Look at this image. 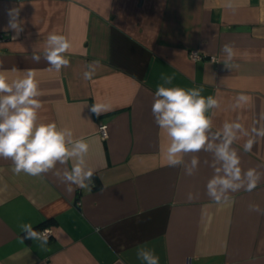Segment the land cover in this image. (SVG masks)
<instances>
[{"label": "crops", "instance_id": "1", "mask_svg": "<svg viewBox=\"0 0 264 264\" xmlns=\"http://www.w3.org/2000/svg\"><path fill=\"white\" fill-rule=\"evenodd\" d=\"M0 0V73L9 81L33 72L39 83V122L70 128L89 143L86 166L94 172L92 190L73 185L70 195L53 172L33 177L12 171L0 158V264H141L138 246L153 249L160 264H264V179L252 192L232 193L215 204L206 195L213 171L203 163L188 177L170 167L164 152L170 141L151 112L162 75L172 85L202 86V95L221 97L214 129L238 116L246 128L264 125V0ZM19 9L23 31L7 29L8 11ZM7 29V31H6ZM71 42L70 66L57 72L43 60L49 33ZM13 36H16L13 39ZM234 45L230 68L221 48ZM42 59L31 60L33 49ZM192 51L201 57L190 58ZM99 61L91 80L86 65ZM250 103L233 110L234 97ZM111 110L95 115L92 104ZM108 136L102 139L100 128ZM243 169L264 173V139L244 153ZM190 162L191 154L185 157ZM67 166L57 165L63 171ZM199 194L187 200V194ZM48 228L47 244L25 239L21 226Z\"/></svg>", "mask_w": 264, "mask_h": 264}, {"label": "clouds", "instance_id": "2", "mask_svg": "<svg viewBox=\"0 0 264 264\" xmlns=\"http://www.w3.org/2000/svg\"><path fill=\"white\" fill-rule=\"evenodd\" d=\"M226 7L235 11L232 0H228ZM8 15L7 29L14 30L18 36L23 31V21L18 19L19 9H10ZM70 48L71 42L65 35L55 32L48 34L42 56L50 70L59 72L70 66L66 56ZM221 52L224 55L223 64L230 68L237 55L234 45L224 44ZM42 56L34 48L31 60L39 63ZM99 67V61L88 63L83 78L91 80ZM174 80V73L161 76L163 83L157 85L151 106L154 122L166 132L170 141L164 152L167 165L182 167L184 174L192 177L201 164L197 154L206 152L211 155V161L204 160L203 163L213 171L206 184V195L215 204L228 203L232 198L230 194L240 190L252 192L264 179V173L256 168L243 169L239 152L233 145L247 138L242 145L243 152H251L257 139H264V125L246 128L238 116L232 121L223 122L219 129L213 131V117L221 108L219 91L215 96H204L202 86H165L172 85ZM40 95L39 83L33 72L28 71L23 78L11 81L0 73V158L11 160L14 174L23 172L38 177L53 172L65 185L68 194L75 191L73 185L90 192L94 186V172L85 162L89 143L83 137H74L70 128L58 127L55 122L40 123L39 113L43 107ZM249 103L250 97L239 93L231 106L233 110H240ZM109 110L110 105L100 103H94L90 108L97 116ZM189 154L190 162L185 159ZM72 158H76V162L70 169L64 167L61 172L57 168V165L67 166ZM198 198V193L187 194L188 201ZM248 207L250 212L264 216V208L259 204L250 203ZM21 231L24 233L21 243L25 239H38L42 244H47V237L37 232L31 224L22 225ZM136 257L141 264H160L159 256L147 247L138 246ZM118 264H124L123 260L118 261Z\"/></svg>", "mask_w": 264, "mask_h": 264}, {"label": "built area", "instance_id": "3", "mask_svg": "<svg viewBox=\"0 0 264 264\" xmlns=\"http://www.w3.org/2000/svg\"><path fill=\"white\" fill-rule=\"evenodd\" d=\"M189 56L193 60H196L197 58L201 57V55L196 51H192ZM100 136L102 139H105L108 136V131H107L105 126H102L100 128ZM36 231L43 234L47 238L50 236V229H48V228L38 229ZM185 264H193L191 258H188L186 260Z\"/></svg>", "mask_w": 264, "mask_h": 264}]
</instances>
